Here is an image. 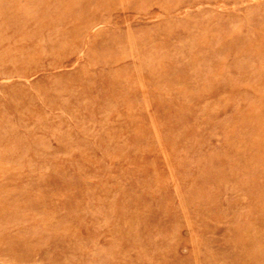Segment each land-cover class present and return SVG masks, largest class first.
<instances>
[{
  "label": "rangeland",
  "instance_id": "obj_1",
  "mask_svg": "<svg viewBox=\"0 0 264 264\" xmlns=\"http://www.w3.org/2000/svg\"><path fill=\"white\" fill-rule=\"evenodd\" d=\"M0 264H264V0H0Z\"/></svg>",
  "mask_w": 264,
  "mask_h": 264
}]
</instances>
